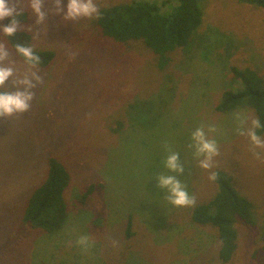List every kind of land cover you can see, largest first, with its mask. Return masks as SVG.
I'll return each instance as SVG.
<instances>
[{
  "label": "rangeland",
  "instance_id": "obj_1",
  "mask_svg": "<svg viewBox=\"0 0 264 264\" xmlns=\"http://www.w3.org/2000/svg\"><path fill=\"white\" fill-rule=\"evenodd\" d=\"M123 1L130 0L96 3L100 9ZM24 10L29 19L21 22L23 30L32 35L31 27L41 29L32 45L55 56L39 66L44 82L34 89L31 109L0 118V264H264V158L257 159L249 139L237 133L233 113H244L249 122L257 116L244 107L215 109L232 86V65L264 78V10L240 0H206L194 44L175 52L164 69L143 41L123 44L103 36L97 18L65 21L50 12L44 25H35L26 3ZM0 42L22 75L23 58L2 34ZM201 124L218 128L210 134L221 153L212 169L200 168L187 147ZM166 141L180 152L184 172L177 176L195 205L216 193L209 174L219 168L252 200L256 224L238 225L230 262L219 259L216 227L192 220L195 205L173 206L158 188L156 176L171 174L164 166ZM257 151L264 157V150ZM50 156L67 166L71 184L66 223L49 235L25 227L22 213L47 174ZM98 181L103 189L83 202V191ZM82 235L93 242L87 251L76 243Z\"/></svg>",
  "mask_w": 264,
  "mask_h": 264
},
{
  "label": "trees",
  "instance_id": "obj_2",
  "mask_svg": "<svg viewBox=\"0 0 264 264\" xmlns=\"http://www.w3.org/2000/svg\"><path fill=\"white\" fill-rule=\"evenodd\" d=\"M240 1L264 10V0ZM99 11L96 22L103 36L123 44L143 41L155 55L157 67L164 69L173 61L175 52L194 44L196 31L205 23L206 0H172L164 4L155 0H130L103 6ZM20 19L21 22L28 21L26 10ZM10 20L11 17H7L5 25ZM7 39L14 50L17 43L32 45L31 33L23 29ZM35 51L41 56V67L48 66L55 56L50 49L35 48ZM231 74L232 86L222 91L215 109L221 113L241 107L252 109L262 125L257 132L264 135V78L252 69L235 65L231 66ZM214 171L218 173L217 191L210 200L193 207L191 218L200 225L216 227L220 241L219 259L227 263L234 258L238 248V225L254 226L256 217L252 200L238 190L233 176L224 169ZM70 184L71 173L67 166L50 156L45 178L28 197L22 213L23 225L49 235L62 229L69 214L66 197ZM104 186L103 181L89 183L82 193V201ZM131 227L132 216H129L128 237L133 235Z\"/></svg>",
  "mask_w": 264,
  "mask_h": 264
},
{
  "label": "clouds",
  "instance_id": "obj_3",
  "mask_svg": "<svg viewBox=\"0 0 264 264\" xmlns=\"http://www.w3.org/2000/svg\"><path fill=\"white\" fill-rule=\"evenodd\" d=\"M25 3L35 16V25H44L50 12L56 15L62 14L63 20L73 22L100 17L96 0H67L66 11L63 0H0V34L11 37L23 29L20 18L24 15ZM46 3L51 4V9L45 8ZM7 17H11V20L5 25L2 21ZM30 30L33 39H38L41 29L33 26ZM15 52L23 58L27 66L22 75L17 74L15 61L11 59L6 44L0 42V118H12L29 111L35 98L34 89L44 82L39 72L42 59L36 53L34 45L17 43ZM9 78H11L10 84ZM233 119L237 124V133L249 139L250 151L253 155L257 159L264 158L262 153L257 151V149L264 150V138L257 132V129L262 127L260 120L252 118L249 122V117L242 112L233 113ZM214 133H218V128L213 124L207 126L201 124L191 132V142L187 147L193 151V157L198 161L200 168L212 169L214 158L221 154L217 140L210 135ZM164 148L167 153L164 166L171 174L156 176L158 188L164 190V197L171 205L194 206L196 197L189 194L185 182L177 176L184 172V165L179 160L180 152L173 150L167 141L164 143ZM217 178L218 173L211 171L209 179L215 181ZM76 243L85 251L93 244L87 235L80 236ZM117 243L113 241V246H117Z\"/></svg>",
  "mask_w": 264,
  "mask_h": 264
}]
</instances>
